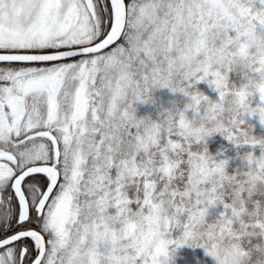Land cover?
<instances>
[{"label": "snow or ice", "instance_id": "snow-or-ice-1", "mask_svg": "<svg viewBox=\"0 0 264 264\" xmlns=\"http://www.w3.org/2000/svg\"><path fill=\"white\" fill-rule=\"evenodd\" d=\"M257 125L264 0H0V264H264Z\"/></svg>", "mask_w": 264, "mask_h": 264}, {"label": "trees", "instance_id": "trees-1", "mask_svg": "<svg viewBox=\"0 0 264 264\" xmlns=\"http://www.w3.org/2000/svg\"><path fill=\"white\" fill-rule=\"evenodd\" d=\"M255 131L261 133L264 130L257 125ZM222 143L223 142L217 138L213 143V147H219ZM175 264H212V260L204 254L202 249L183 247L175 254Z\"/></svg>", "mask_w": 264, "mask_h": 264}]
</instances>
